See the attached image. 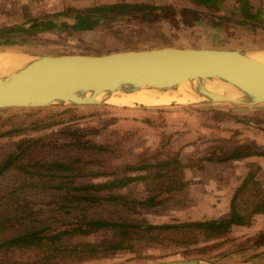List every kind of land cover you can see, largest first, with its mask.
<instances>
[{"label":"rangeland","instance_id":"rangeland-1","mask_svg":"<svg viewBox=\"0 0 264 264\" xmlns=\"http://www.w3.org/2000/svg\"><path fill=\"white\" fill-rule=\"evenodd\" d=\"M235 2L220 0L216 6L210 4L203 7L188 0H0V29L21 27L24 24L28 27L34 20H49L46 16L125 3L185 11L182 19L168 12L111 13L108 15L110 19L101 20L99 26L83 32L70 28L79 19H74L71 14L70 18L52 19L66 22V28L32 36L27 33L25 45L0 47V53L58 56L103 55L156 48L264 49V0H248L254 9L253 13L258 11L255 20L241 16L236 11L238 7ZM222 17H228L229 20H223ZM160 106L144 108L101 104L49 107L35 112L29 109H2L0 135L12 129L26 130L11 136H0V158L12 152L21 139H39V143L25 157L26 162L78 159L76 165L79 172L106 174L105 177L78 179L80 184L90 185L135 177L137 174L130 172L129 168L139 161L140 154L143 158L155 155L154 159L146 160L147 163H157L179 154L184 164L199 162L203 168L204 163H217L211 160L218 158V149L222 147L226 149L249 144L256 150L264 149V129L238 122V119H243L264 126V103L252 107L222 103ZM43 125H47L45 129H35ZM89 146L94 147L90 149ZM99 146L104 147L105 151L93 149ZM248 164L258 165L248 161L238 163L236 167H224L223 171L227 174H221L227 177L223 181L224 186L236 182L237 188L244 177L243 169L246 170L245 165ZM14 175L15 172L11 171L1 177L0 187L11 185ZM259 179L264 186V174ZM186 182L188 204L178 205L158 215L139 208L136 214L126 215L146 225L198 221L196 218H200L202 203L198 199L201 198L200 193H192L190 198V190H194L191 186L197 182ZM113 193L140 201L148 195L145 183L139 182L116 188ZM29 196L33 200L36 197L34 192H30ZM44 204L40 203L37 208L47 211ZM94 210L91 208L90 212ZM97 211L100 210L97 208ZM204 221L208 220L202 219ZM175 235L182 234L176 232ZM113 238L114 233L109 229L68 235L63 239L64 246H60L44 263L143 264L185 260L208 264H264V217L259 222H252L251 219L248 226L234 228L211 241L198 236L196 244L185 248L172 244V241H168V245L153 246L139 243L132 250L99 252L95 255L78 246L87 243L108 244ZM7 255L29 264L26 261H34V256L38 259L37 255L43 254L15 250Z\"/></svg>","mask_w":264,"mask_h":264},{"label":"trees","instance_id":"trees-1","mask_svg":"<svg viewBox=\"0 0 264 264\" xmlns=\"http://www.w3.org/2000/svg\"><path fill=\"white\" fill-rule=\"evenodd\" d=\"M188 1L206 7L210 4L216 6L220 0ZM235 3L238 7L236 11L241 16H245L247 20L257 18L258 11L253 13L254 9L248 0H236ZM107 19L110 18L89 15L79 18L70 28L76 32H83L94 29L99 26L101 20ZM222 19L229 20L228 17ZM25 25L0 29V47L25 45L24 43L28 41L25 37L27 33L31 34L28 36H32L67 27L66 22L52 20H34L28 27ZM29 110L35 112L41 109ZM46 126L35 129L40 127L45 129ZM24 130L26 129H12L0 136H11ZM38 143L39 139H21L12 152L0 158V178L8 172H15L13 183L0 187V264H23L8 257L7 254L15 250L43 254L37 255L38 259L34 256V261L31 259L26 261L29 264H50L48 261L44 263L45 259L58 251L60 246H64L63 239L66 236L87 234L103 229L113 231L114 238L110 243L103 245L87 243L78 246L95 255L99 252L115 253L119 250H132L139 243L153 246L168 245V241H172V244L185 248L196 244L198 236L211 241L228 234L232 227L248 226L254 215L264 214V186L255 179L261 168L256 164H248L245 165L246 174L231 197L230 213L227 218L206 222L146 225L128 217L126 213L136 214L139 208L158 215L162 211L173 210L178 205L188 204V182L184 181L183 171L189 168L202 169L199 162L184 164L180 161L179 154H175L157 163H147L146 160L154 159L155 155L143 158L140 154L139 161L129 168L130 172L137 175L124 178L132 179V183H145L148 195L140 201L113 193L116 188L126 185L100 190L99 187L110 182L80 184L78 179L105 177L106 174L79 172L76 165L78 159L26 162L25 157ZM93 149L99 152L105 151L104 147L100 146ZM218 152V158H213L211 162L264 157V149L256 150L249 144L226 149L222 147ZM30 192H34L36 196L34 200L29 196ZM106 192L110 193L106 194ZM40 203H45L47 211L37 208ZM91 208L95 210L90 212ZM97 208L100 211H97ZM54 225L58 227L55 228ZM176 232L182 235H175Z\"/></svg>","mask_w":264,"mask_h":264},{"label":"water","instance_id":"water-1","mask_svg":"<svg viewBox=\"0 0 264 264\" xmlns=\"http://www.w3.org/2000/svg\"><path fill=\"white\" fill-rule=\"evenodd\" d=\"M151 12H168L181 19L185 13L170 7L125 3L45 18H70L71 14L75 18H83L111 13ZM259 55L264 56V49L156 48L103 55H15L23 59L21 66L16 63L0 67V110L97 106L103 104L104 95L114 94L125 86L129 87V94L136 87L168 93L176 92L185 83L194 100L187 99L185 103L172 101L162 106L218 103L257 106L264 103V63L254 59ZM214 81L231 87L236 98L208 90L206 84ZM238 122L264 129L263 125L252 121L238 119ZM132 182V179L112 181L99 189ZM143 264L208 263L182 260Z\"/></svg>","mask_w":264,"mask_h":264},{"label":"crops","instance_id":"crops-1","mask_svg":"<svg viewBox=\"0 0 264 264\" xmlns=\"http://www.w3.org/2000/svg\"><path fill=\"white\" fill-rule=\"evenodd\" d=\"M236 146V145H235ZM182 162H185L181 160ZM256 162L261 170L256 174V181L259 182V178L264 174V157H252L240 160H234L229 162H217V163H204L203 168L200 170L196 169H185L183 174L186 181L195 180L196 184H192L194 187L190 190V198H192V193L199 192L201 203V215L200 218H196L198 221L208 220L214 221L222 218H227L229 216V204L232 195L234 194L236 188V182H232L229 185L224 186L227 177L221 176V174L227 175L223 168L226 166L236 167L238 163L241 162ZM223 171V173H222ZM245 169H243L242 175H245ZM220 174V175H219ZM216 178V179H215ZM218 179V180H217ZM199 181H202L199 183ZM198 189H195L196 187ZM264 214H256L252 218V222H259ZM195 220V219H194ZM232 227L230 229L233 230ZM241 228V227H240Z\"/></svg>","mask_w":264,"mask_h":264},{"label":"bare ground","instance_id":"bare-ground-1","mask_svg":"<svg viewBox=\"0 0 264 264\" xmlns=\"http://www.w3.org/2000/svg\"><path fill=\"white\" fill-rule=\"evenodd\" d=\"M6 53V52H5ZM0 53V67H5L7 65L12 64H20L22 63V58L20 56H12L9 54ZM254 59L264 63V56H257ZM23 64V63H22ZM18 66V65H17ZM182 88H179L176 92H168V93H159L157 91H153L150 89L144 88H135L133 93H127L129 87H123L120 91L115 92L114 94H106L102 97L103 104L107 105H130L133 106L135 104L142 105V106H160V105H167L170 102H178V103H185L188 100H194V98L189 95L188 92V84H182ZM206 88L210 91L216 93H224L227 96L232 98H236V93L234 90L219 82H208L206 84Z\"/></svg>","mask_w":264,"mask_h":264}]
</instances>
